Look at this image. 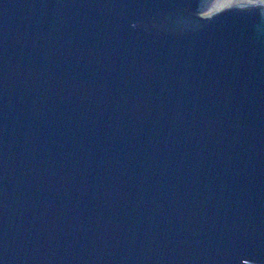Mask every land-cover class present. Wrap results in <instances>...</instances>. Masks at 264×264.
I'll return each mask as SVG.
<instances>
[{"label":"water","instance_id":"1","mask_svg":"<svg viewBox=\"0 0 264 264\" xmlns=\"http://www.w3.org/2000/svg\"><path fill=\"white\" fill-rule=\"evenodd\" d=\"M0 0V264H264V7Z\"/></svg>","mask_w":264,"mask_h":264},{"label":"rangeland","instance_id":"2","mask_svg":"<svg viewBox=\"0 0 264 264\" xmlns=\"http://www.w3.org/2000/svg\"><path fill=\"white\" fill-rule=\"evenodd\" d=\"M263 6L264 0H216L213 6L203 15L204 18L212 16L232 8H247Z\"/></svg>","mask_w":264,"mask_h":264}]
</instances>
